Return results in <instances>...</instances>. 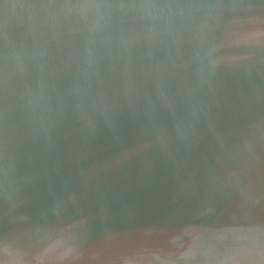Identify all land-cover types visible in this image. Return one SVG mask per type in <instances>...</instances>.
Returning <instances> with one entry per match:
<instances>
[{"label":"water","instance_id":"1","mask_svg":"<svg viewBox=\"0 0 264 264\" xmlns=\"http://www.w3.org/2000/svg\"><path fill=\"white\" fill-rule=\"evenodd\" d=\"M0 264H264V0H0Z\"/></svg>","mask_w":264,"mask_h":264}]
</instances>
